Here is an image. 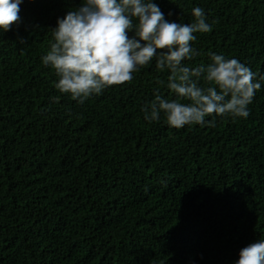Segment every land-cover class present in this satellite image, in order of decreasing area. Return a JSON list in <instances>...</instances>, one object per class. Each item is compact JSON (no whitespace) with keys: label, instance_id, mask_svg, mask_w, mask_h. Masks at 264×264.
Wrapping results in <instances>:
<instances>
[{"label":"trees","instance_id":"obj_1","mask_svg":"<svg viewBox=\"0 0 264 264\" xmlns=\"http://www.w3.org/2000/svg\"><path fill=\"white\" fill-rule=\"evenodd\" d=\"M82 2L23 0L0 29V264H236L264 238V0H152L212 26L185 66L223 54L261 83L246 119L179 129L144 119L156 94L178 99L155 58L83 104L56 89L41 58Z\"/></svg>","mask_w":264,"mask_h":264},{"label":"clouds","instance_id":"obj_2","mask_svg":"<svg viewBox=\"0 0 264 264\" xmlns=\"http://www.w3.org/2000/svg\"><path fill=\"white\" fill-rule=\"evenodd\" d=\"M23 0H0V29L11 30L20 21ZM171 15V13H169ZM190 24L169 22L152 0H83L82 5L58 19L54 42L42 63L50 66L58 82L56 89L83 104L92 95L110 87L131 83L133 73L154 58L156 68L170 71L167 88L178 99L160 94L142 108L144 119L159 121L163 113L172 128L199 124L215 126V119L230 116L246 119L249 105L261 88L259 76L238 59L211 53V63L195 68L183 61L200 55L192 47L194 33H210L204 10L192 9ZM134 36L129 37V32ZM207 87L200 86V80ZM264 81V76H259ZM163 83V81H161ZM186 99L189 103L181 102ZM236 264H264V238L242 248Z\"/></svg>","mask_w":264,"mask_h":264}]
</instances>
